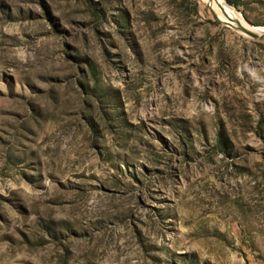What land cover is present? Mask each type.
<instances>
[{
	"label": "rangeland",
	"instance_id": "374dc122",
	"mask_svg": "<svg viewBox=\"0 0 264 264\" xmlns=\"http://www.w3.org/2000/svg\"><path fill=\"white\" fill-rule=\"evenodd\" d=\"M225 1L0 0V264H264V0Z\"/></svg>",
	"mask_w": 264,
	"mask_h": 264
},
{
	"label": "bare ground",
	"instance_id": "6f19581e",
	"mask_svg": "<svg viewBox=\"0 0 264 264\" xmlns=\"http://www.w3.org/2000/svg\"><path fill=\"white\" fill-rule=\"evenodd\" d=\"M203 1H205V3H207L209 6L212 7L213 14L220 20L222 19L223 21H228V22H234V21L239 22V20L242 21L240 14H238V12L231 5L226 3L225 0H203ZM245 26L249 27L247 24H245ZM252 29L264 31V27H258Z\"/></svg>",
	"mask_w": 264,
	"mask_h": 264
},
{
	"label": "water",
	"instance_id": "95a60500",
	"mask_svg": "<svg viewBox=\"0 0 264 264\" xmlns=\"http://www.w3.org/2000/svg\"><path fill=\"white\" fill-rule=\"evenodd\" d=\"M237 26L241 31L245 32L246 34L250 35L253 38L258 39L264 36V31L252 29L250 27L242 25L241 23H237Z\"/></svg>",
	"mask_w": 264,
	"mask_h": 264
},
{
	"label": "trees",
	"instance_id": "16d2710c",
	"mask_svg": "<svg viewBox=\"0 0 264 264\" xmlns=\"http://www.w3.org/2000/svg\"><path fill=\"white\" fill-rule=\"evenodd\" d=\"M228 2L232 3V1L227 0Z\"/></svg>",
	"mask_w": 264,
	"mask_h": 264
}]
</instances>
